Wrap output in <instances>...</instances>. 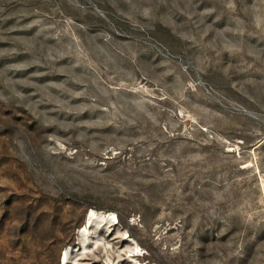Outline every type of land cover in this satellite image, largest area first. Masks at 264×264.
Returning a JSON list of instances; mask_svg holds the SVG:
<instances>
[{"label":"rangeland","instance_id":"374dc122","mask_svg":"<svg viewBox=\"0 0 264 264\" xmlns=\"http://www.w3.org/2000/svg\"><path fill=\"white\" fill-rule=\"evenodd\" d=\"M0 264H264V0H0Z\"/></svg>","mask_w":264,"mask_h":264},{"label":"water","instance_id":"95a60500","mask_svg":"<svg viewBox=\"0 0 264 264\" xmlns=\"http://www.w3.org/2000/svg\"><path fill=\"white\" fill-rule=\"evenodd\" d=\"M89 211H90V210L88 209L87 212H86V216H85L86 220H87V218H88Z\"/></svg>","mask_w":264,"mask_h":264}]
</instances>
